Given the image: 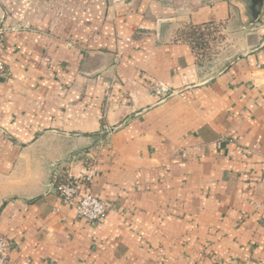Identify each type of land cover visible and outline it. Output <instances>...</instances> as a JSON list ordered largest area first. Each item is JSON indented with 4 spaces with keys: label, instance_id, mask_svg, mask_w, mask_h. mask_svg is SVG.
<instances>
[{
    "label": "crops",
    "instance_id": "crops-1",
    "mask_svg": "<svg viewBox=\"0 0 264 264\" xmlns=\"http://www.w3.org/2000/svg\"><path fill=\"white\" fill-rule=\"evenodd\" d=\"M247 4L0 0L10 264H264V0L252 24ZM208 26L242 35L211 74L183 31ZM92 160L94 223L49 181Z\"/></svg>",
    "mask_w": 264,
    "mask_h": 264
},
{
    "label": "built area",
    "instance_id": "built-area-1",
    "mask_svg": "<svg viewBox=\"0 0 264 264\" xmlns=\"http://www.w3.org/2000/svg\"><path fill=\"white\" fill-rule=\"evenodd\" d=\"M6 74V66L0 55V77ZM162 91V88L159 89ZM158 88L155 91H159ZM95 163L89 162L78 173L70 171L52 175L50 184H54L63 205H71L78 216L88 222L99 221L107 211V205L92 193H81L86 183H91L95 175ZM9 241L0 234V264H10L8 259Z\"/></svg>",
    "mask_w": 264,
    "mask_h": 264
},
{
    "label": "rangeland",
    "instance_id": "rangeland-1",
    "mask_svg": "<svg viewBox=\"0 0 264 264\" xmlns=\"http://www.w3.org/2000/svg\"><path fill=\"white\" fill-rule=\"evenodd\" d=\"M183 31L193 46L198 65L207 74L219 70L234 56L242 38L240 34L215 26L186 27Z\"/></svg>",
    "mask_w": 264,
    "mask_h": 264
},
{
    "label": "water",
    "instance_id": "water-1",
    "mask_svg": "<svg viewBox=\"0 0 264 264\" xmlns=\"http://www.w3.org/2000/svg\"><path fill=\"white\" fill-rule=\"evenodd\" d=\"M245 1L248 3L247 4V13L249 15L248 24H252L259 17V13H260V10L262 8L263 0H245ZM107 134H108V130H105L104 132H101V133L94 134L92 142L87 147H85V148H83L81 150L75 151L72 154L84 152L86 150L91 149L97 143H99ZM58 163H59V161H57V162H55L53 164V166L51 168V171H50L49 181H51V177H52L53 171H54V169H55V167L57 166Z\"/></svg>",
    "mask_w": 264,
    "mask_h": 264
}]
</instances>
